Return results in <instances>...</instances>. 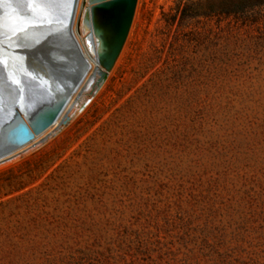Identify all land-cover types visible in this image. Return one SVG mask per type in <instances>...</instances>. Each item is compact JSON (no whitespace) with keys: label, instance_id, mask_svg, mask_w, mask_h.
Listing matches in <instances>:
<instances>
[{"label":"rangeland","instance_id":"obj_1","mask_svg":"<svg viewBox=\"0 0 264 264\" xmlns=\"http://www.w3.org/2000/svg\"><path fill=\"white\" fill-rule=\"evenodd\" d=\"M217 3L137 0L83 109L0 160V264H264V7Z\"/></svg>","mask_w":264,"mask_h":264},{"label":"water","instance_id":"obj_2","mask_svg":"<svg viewBox=\"0 0 264 264\" xmlns=\"http://www.w3.org/2000/svg\"><path fill=\"white\" fill-rule=\"evenodd\" d=\"M74 2L75 0H72V4ZM136 2L137 0H89L83 21L85 40L99 66L95 71L97 77L93 93L105 80L123 47ZM70 16L71 11L64 25H48L49 27L40 33V36H44V44L38 51L43 63L33 64L32 61L31 65L41 73L32 81L43 89L42 92H30L19 98L25 101L22 118L16 113L15 117L10 119L8 114L0 111V114L4 115V120L0 122V156L53 124L84 75L88 67L87 61L68 38ZM66 121L67 119L62 125Z\"/></svg>","mask_w":264,"mask_h":264},{"label":"bare ground","instance_id":"obj_3","mask_svg":"<svg viewBox=\"0 0 264 264\" xmlns=\"http://www.w3.org/2000/svg\"><path fill=\"white\" fill-rule=\"evenodd\" d=\"M88 5L89 0H75L73 4L72 0H0V102L2 105L0 111L8 114L10 119H13L16 113L21 118L24 116L25 101L19 98L30 92L43 90L32 81L41 73L31 65L32 61L33 64L43 63L38 51L44 44L42 43L44 36H40V33L51 25L55 27L64 25L70 11L68 38L80 50L88 65L55 122L0 156V160L36 146L59 129L64 120L80 112L83 103L92 96L97 77L95 71L99 66L85 40L86 30L83 21ZM2 120L4 115L0 114V122Z\"/></svg>","mask_w":264,"mask_h":264},{"label":"trees","instance_id":"obj_4","mask_svg":"<svg viewBox=\"0 0 264 264\" xmlns=\"http://www.w3.org/2000/svg\"><path fill=\"white\" fill-rule=\"evenodd\" d=\"M264 7V0H219L217 4H208L205 7L194 8V13L199 12L200 15H211V14H223V15H233L237 17H245V13L254 8ZM188 10L186 6L182 8L181 15H184ZM174 18H171L173 22Z\"/></svg>","mask_w":264,"mask_h":264}]
</instances>
